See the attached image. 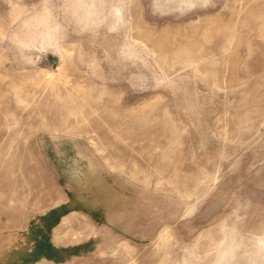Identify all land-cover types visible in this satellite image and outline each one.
<instances>
[{
    "label": "rangeland",
    "instance_id": "obj_1",
    "mask_svg": "<svg viewBox=\"0 0 264 264\" xmlns=\"http://www.w3.org/2000/svg\"><path fill=\"white\" fill-rule=\"evenodd\" d=\"M65 204L56 264H264V0H0V228Z\"/></svg>",
    "mask_w": 264,
    "mask_h": 264
},
{
    "label": "crops",
    "instance_id": "obj_2",
    "mask_svg": "<svg viewBox=\"0 0 264 264\" xmlns=\"http://www.w3.org/2000/svg\"><path fill=\"white\" fill-rule=\"evenodd\" d=\"M72 201L69 198L68 203ZM69 204L55 206L23 228H0V264H56L89 254L98 243L88 235L94 230L98 237L103 229L98 230L97 221L88 214L90 224L79 221L74 214L84 209Z\"/></svg>",
    "mask_w": 264,
    "mask_h": 264
},
{
    "label": "bare ground",
    "instance_id": "obj_3",
    "mask_svg": "<svg viewBox=\"0 0 264 264\" xmlns=\"http://www.w3.org/2000/svg\"><path fill=\"white\" fill-rule=\"evenodd\" d=\"M26 204V203H25Z\"/></svg>",
    "mask_w": 264,
    "mask_h": 264
}]
</instances>
